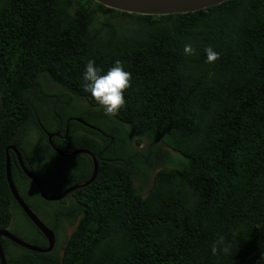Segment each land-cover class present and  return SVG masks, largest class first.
Wrapping results in <instances>:
<instances>
[{
  "label": "trees",
  "instance_id": "16d2710c",
  "mask_svg": "<svg viewBox=\"0 0 264 264\" xmlns=\"http://www.w3.org/2000/svg\"><path fill=\"white\" fill-rule=\"evenodd\" d=\"M90 59L103 71L120 60L131 73L116 116L83 91ZM44 99L63 130L70 117L82 121H70L66 141L95 157L97 174L61 199L77 217L61 254L17 249L6 264H264V0L166 16L91 0H0V230L13 210L31 226L10 194L5 151L34 111L42 121ZM67 160L68 181L90 179V158ZM52 173L34 175L54 196L65 187H48L64 181Z\"/></svg>",
  "mask_w": 264,
  "mask_h": 264
},
{
  "label": "flooded vegetation",
  "instance_id": "af4514ba",
  "mask_svg": "<svg viewBox=\"0 0 264 264\" xmlns=\"http://www.w3.org/2000/svg\"><path fill=\"white\" fill-rule=\"evenodd\" d=\"M47 86L53 91L55 89L54 85L47 83ZM49 97L55 98L54 95H50ZM41 99V98H40ZM39 99V100H40ZM39 101L36 104L38 110L43 112L42 121L39 120L37 111H34V120L35 122L31 123V119H27V126L30 125L28 130L24 133V136L21 139L19 146L15 147L18 151L22 164L25 169L31 170L33 174L35 173H50L53 172L52 175L56 180H64V181H54V184L48 185L50 188H58L62 184H64V189L60 191V194L64 191L71 189L74 186L83 184L87 182L85 181H68L71 175V168L68 163V158L72 157V153L76 150L73 149L66 141L69 132V123L71 120H76L80 123L82 121L80 119L68 118L65 123V130H63V125H58V121L60 120V116L57 119L53 118L54 107H51L48 99H44ZM53 108V110H52ZM46 112V113H45ZM62 148L60 149L58 145ZM9 146V147H11ZM7 150V155L9 159L10 173L13 168L14 172V187L17 191L18 196L23 201V203L29 208V210L39 218V220L53 232L55 240L54 246L52 250L60 251L64 246V242L66 240V232L69 228L74 227L77 223V217H72L69 214L70 203L67 201L66 203H60L59 201H46L42 198L39 193L37 187L26 177L21 165L18 162L16 154L9 150ZM78 151V150H77ZM6 153V151H5ZM74 155H83V154H74ZM86 156V155H85ZM88 157V156H87ZM89 158V157H88ZM12 161V165L10 162ZM44 189V193L46 197H55L58 195L51 196L47 193V185L43 184L42 181H39ZM80 189V188H79ZM77 190V189H76ZM74 190V191H76ZM74 191H72L69 195H71ZM69 195L66 198H69ZM65 198V199H66ZM16 204V202H15ZM17 205V204H16ZM47 206H51V211L47 210ZM17 208L20 210L23 216L24 213L21 211L19 206ZM26 217V216H25ZM28 220V218L26 217ZM16 223L15 211L13 210V215L11 218V222L9 227L6 229L22 241L37 246L39 248L47 247V240L44 236H42L38 230L32 225L30 234L24 235L19 230H12V224ZM35 231V232H34ZM7 241L8 244L5 245V251H3L4 257L7 258L12 255L17 249L24 250L11 241L3 239ZM51 250V251H52ZM27 251V250H24ZM50 251V252H51ZM49 253V252H48ZM46 254V253H44Z\"/></svg>",
  "mask_w": 264,
  "mask_h": 264
},
{
  "label": "water",
  "instance_id": "95a60500",
  "mask_svg": "<svg viewBox=\"0 0 264 264\" xmlns=\"http://www.w3.org/2000/svg\"><path fill=\"white\" fill-rule=\"evenodd\" d=\"M105 8L112 9L121 13L140 15V16H166V15H175V14H187L201 11L207 8H211L217 5H220L228 0H91ZM9 150L13 151L18 159L19 164L21 165L26 177L37 187L40 195L46 201H59L67 197L72 191L83 188L90 183L96 177L97 174V163L95 157L88 151L85 150H76L72 153L74 154H83L88 156L92 162V174L90 179L80 185L74 186L71 189H68L55 197H46L45 191L42 188L38 178L33 174L31 170L25 169L21 157L15 147H8ZM5 177L6 182L12 196V199L19 206L24 215L32 223V225L45 237L47 240V247L42 249L36 246H32L7 230H0V244L2 239H7L11 241L16 246L34 252V253H48L52 250L54 246V234L49 230L40 220L36 217L29 208L23 203L20 197L17 194V191L14 187V184L11 179L9 159L7 155V150L5 153ZM0 264H6V260L0 245Z\"/></svg>",
  "mask_w": 264,
  "mask_h": 264
},
{
  "label": "clouds",
  "instance_id": "9594fccd",
  "mask_svg": "<svg viewBox=\"0 0 264 264\" xmlns=\"http://www.w3.org/2000/svg\"><path fill=\"white\" fill-rule=\"evenodd\" d=\"M185 52L192 53L194 49H192L191 45H185ZM205 52L208 62L219 58V54L210 47ZM81 79L83 91L91 97L92 101L106 115L116 116L125 106V92L131 86V73L125 70L122 61H114L107 71H103L96 65L94 60L90 59L84 66ZM211 252L213 255L217 253L215 243L211 248Z\"/></svg>",
  "mask_w": 264,
  "mask_h": 264
},
{
  "label": "rangeland",
  "instance_id": "374dc122",
  "mask_svg": "<svg viewBox=\"0 0 264 264\" xmlns=\"http://www.w3.org/2000/svg\"><path fill=\"white\" fill-rule=\"evenodd\" d=\"M147 146V143H144L140 148H136L134 147V149L136 150H141V149H145V147ZM161 149L165 150V151H168V154L172 157H175L177 156V154L169 149H167L166 147L162 146L161 145ZM161 169H165L167 168V164H162L160 166ZM135 185L138 184L137 181H134ZM137 186V185H136ZM47 210L48 211H51V206H47ZM19 215H17V218H16V223L13 224L14 221H12V230H19L20 232H22L24 235H28L30 234L31 232V229L29 228V226L25 223V221L21 218V217H18ZM74 227H71L67 230L66 232V238H68V236L70 235V233L72 232Z\"/></svg>",
  "mask_w": 264,
  "mask_h": 264
}]
</instances>
